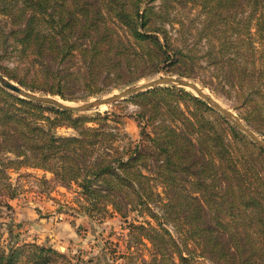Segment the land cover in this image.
Masks as SVG:
<instances>
[{"label": "trees", "instance_id": "trees-1", "mask_svg": "<svg viewBox=\"0 0 264 264\" xmlns=\"http://www.w3.org/2000/svg\"><path fill=\"white\" fill-rule=\"evenodd\" d=\"M143 2L0 0V15L14 26L9 34L28 62L21 76L11 77L26 89L63 99L140 80L168 61L182 64L195 58L183 53L163 28L166 22L179 23L177 41L195 51L197 38L190 47L184 37L196 29L197 17L190 14L195 10L222 52H247L239 56L241 68L227 67L236 64L237 56L211 60L221 69L216 72L225 81H220L238 88L233 91L264 135V0H160L159 6L146 7ZM255 39L261 43L258 50ZM153 61L154 68L148 69ZM136 97L140 116L160 123L153 136L144 133L141 145L120 148L116 132L87 125L92 118L20 97L0 85V195L17 196L10 170L43 169L65 186L77 183L84 201L80 211L93 221L99 220L94 214L99 209L106 212L101 220L120 215L131 235L135 228L150 226L149 240L157 248L154 264L173 262L167 249L179 250L163 222L173 223L183 242L192 241L217 264H264V150L233 125L223 126L222 116L207 117L213 109L184 88L157 87ZM180 100L193 110H183ZM63 126L76 134H57ZM103 198L107 204L99 206ZM4 205L12 209L9 201ZM129 211L145 220L136 224ZM57 256L63 254L36 242H0V264H57ZM179 256L188 261L180 251Z\"/></svg>", "mask_w": 264, "mask_h": 264}, {"label": "rangeland", "instance_id": "rangeland-1", "mask_svg": "<svg viewBox=\"0 0 264 264\" xmlns=\"http://www.w3.org/2000/svg\"><path fill=\"white\" fill-rule=\"evenodd\" d=\"M159 6L160 0H144L143 7L146 6ZM190 6H187L189 8ZM190 14L193 17H197V22L195 24V28L193 34H189L188 32L184 37L187 39L186 44L190 47L196 41V50L193 52H188V49L185 48L181 42L177 41L179 36V23H165L163 28L168 31V35L171 36L172 41L176 43V46L181 48L185 54H190V56L195 58H187L184 63H175L168 61L165 65V68L157 73H151L140 80H136L129 83H123L113 88H107L102 90L91 96H82L76 99H63L58 95L47 94L38 91L31 92L42 94V95H51L58 99H62L63 101L80 103L86 101L88 99H94L99 96H107L113 93H117L120 90L136 84L140 82H145L152 78H155L159 75H176L191 80L197 83L200 87H202L205 92H207L211 97L221 103L223 106L229 108L235 114H237L241 120L250 128H252L261 138L264 139V135L262 131L257 127V122L249 112H247V107L243 103L242 99H238L237 95L233 90H238L236 86L232 88L224 82V78L220 77L216 70H221L218 67V64L212 63L211 56L214 57H223L224 59L230 57H238L236 60V64L233 65L231 62L228 64V68L230 67H238L241 68L244 65L241 64V58L239 57L241 54H247V52H222L223 49L220 48L219 39L217 37L209 38L206 34L207 31L203 30V16H195L197 12L192 10ZM195 14V15H194ZM186 24V27L191 26V21L186 16H182L180 18ZM14 26H11L9 19L3 15H0V29H4L5 32H0V73L12 80L13 82L19 84L13 76H21L19 73L22 71L23 66H27L28 62L25 58H23V54L20 49L16 46L13 41V37L10 36L9 32L13 29ZM255 31V28L252 29ZM4 34V36H3ZM159 39L164 41L163 34L161 32H156ZM259 39H255V47L258 49L261 48V43ZM216 44L212 46V43ZM151 48H149L150 50ZM264 51V50H263ZM262 51V52H263ZM146 52V50H145ZM261 53H258V55ZM257 55V58H259ZM263 56V54H261ZM175 61V60H174ZM235 61V60H234ZM257 67L259 66V60L256 63ZM251 66V64H249ZM148 69L154 68V61L150 64L147 63ZM142 70L139 68L136 72ZM177 70V71H171ZM178 71H182L184 73H177ZM150 72V71H149ZM12 76V77H11ZM261 84V93L264 95V81ZM20 85V84H19ZM157 87H174L176 89L184 88L187 92L192 93L196 97L204 100L202 97L197 95L189 88L177 86V85H169L164 84ZM154 87V88H157ZM206 88V89H205ZM26 89V88H25ZM152 89V88H151ZM144 92V91H143ZM142 93V92H140ZM140 93L131 95L124 99H121L111 105H106L105 107L101 106L99 108L91 109L85 112H71L75 116L83 115L89 118H92V121L88 122V126L100 127L103 126L108 131H113L117 133L118 140L116 142L120 148H124L127 144H131L132 146L136 144H142V139L144 133H148L153 136V132L155 131L156 126L160 123V120L156 122H147L145 118L140 116V102L136 97ZM205 101V100H204ZM206 102V101H205ZM207 103V102H206ZM179 106L183 110H187V106L190 104L183 102L180 100L178 103ZM208 104V103H207ZM48 105V104H45ZM209 105V104H208ZM213 111L207 113V117L211 119H216L222 116L226 123H223V126L229 127L234 124L227 119L221 112L213 108L209 105ZM193 110V106H190ZM250 105L248 104V109ZM106 111L109 112V115L105 120L100 121L97 119L98 114H104ZM51 115V113H47ZM178 125H183L181 121H177ZM235 127V126H234ZM238 129V128H236ZM239 130V129H238ZM240 131V130H239ZM59 135H75L76 131L73 128L69 127H58L55 131ZM242 132V131H241ZM243 133V132H242ZM245 134V133H244ZM246 135V134H245ZM247 138L252 141L257 147H259L248 135ZM261 148V147H259ZM263 149V148H261ZM264 150V149H263ZM264 162V156H263ZM38 169V170H36ZM43 169L32 168V167H23L19 170H10V180L15 187V194L18 196L20 194H24L27 191L31 192L33 190H39L43 192H48L51 189L57 187L59 183L53 175L48 172L52 176V180H47L42 171ZM47 172V171H46ZM63 185V184H62ZM156 190L162 193V188L155 186ZM163 195V193H162ZM16 196V197H17ZM164 196V195H163ZM61 199H63L62 203H59L57 208H61L64 210L67 219H71L73 222L75 221L78 213H83L80 211L82 197L79 193V188L77 183H72L69 186H66L65 193L61 194ZM9 197L7 195H0V242L7 246L9 243H24V242H33V241H24L23 239H18L19 237L15 236L12 232H8L12 225L13 211L7 209L5 207V201L7 202ZM107 198H103L99 201L98 205L103 206L107 204ZM109 208H111L109 206ZM152 209L161 214L157 207H152ZM130 212V211H129ZM106 212L104 210H95L94 214L99 220H92L91 227L87 226L80 227L81 232L80 236L77 237V241L74 239H62L55 242L54 247L59 252L63 254V256H57V264H154V254L156 251V247L149 240V236L151 232L150 226L144 225V228H135L133 234H129V230L127 227L126 221H124L120 215L113 214L112 216H107L105 219H100L103 214ZM129 220L135 218L136 224H140L143 220H145L141 216H137V212L131 211L129 213ZM116 215V216H114ZM105 216V215H104ZM115 218H114V217ZM13 218V217H12ZM147 220V219H146ZM176 222V221H174ZM154 223V222H153ZM164 227L167 229L169 235L173 237V239L178 244L179 250L175 249H167L173 258V262L164 261L162 264H217L213 261L209 256L203 255L201 250L195 243L192 241L183 242L180 238L179 231L175 228L173 223L163 222ZM86 226V225H84ZM85 228V229H84ZM16 237V238H15ZM38 243V242H36ZM41 245H45L47 247H52L43 243H38ZM179 251L181 255L185 258H188V261H182L179 256Z\"/></svg>", "mask_w": 264, "mask_h": 264}, {"label": "crops", "instance_id": "crops-1", "mask_svg": "<svg viewBox=\"0 0 264 264\" xmlns=\"http://www.w3.org/2000/svg\"><path fill=\"white\" fill-rule=\"evenodd\" d=\"M42 172L46 174L44 177L47 180L53 179L48 172ZM65 189V185L59 184L48 192L27 191L9 199L13 218L11 217L12 225L8 232L18 236V239L38 243L45 242L52 247H54L55 242L62 239L77 241L81 232L80 227L86 229L87 226L91 227L92 219L80 212L73 222L71 219H67L63 209L57 208L59 203L63 202L61 194L65 193Z\"/></svg>", "mask_w": 264, "mask_h": 264}, {"label": "water", "instance_id": "water-1", "mask_svg": "<svg viewBox=\"0 0 264 264\" xmlns=\"http://www.w3.org/2000/svg\"><path fill=\"white\" fill-rule=\"evenodd\" d=\"M164 84L177 85L191 89L197 95L202 97L209 105L221 112L227 119H229L234 124L236 128L248 135L259 147L264 149V139L261 138L252 128L247 126L237 114H235L229 108L223 106L213 97H211L197 83L181 76L159 75L145 82L130 85L117 93H113L107 96H99L94 99H88L80 103H73L63 101L62 99H58L51 95H42L31 92L0 73V85L6 88L7 90L19 95L20 97L27 98L39 103L48 104L50 106L68 112H85L91 109L99 108L103 105H111L131 95L147 91L151 88Z\"/></svg>", "mask_w": 264, "mask_h": 264}, {"label": "bare ground", "instance_id": "bare-ground-1", "mask_svg": "<svg viewBox=\"0 0 264 264\" xmlns=\"http://www.w3.org/2000/svg\"><path fill=\"white\" fill-rule=\"evenodd\" d=\"M206 89V88H205ZM106 105H103V107H105Z\"/></svg>", "mask_w": 264, "mask_h": 264}]
</instances>
